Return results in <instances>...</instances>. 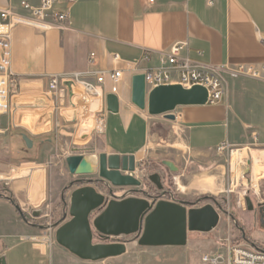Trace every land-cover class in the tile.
<instances>
[{"label":"crops","instance_id":"0c3cea01","mask_svg":"<svg viewBox=\"0 0 264 264\" xmlns=\"http://www.w3.org/2000/svg\"><path fill=\"white\" fill-rule=\"evenodd\" d=\"M20 1L0 0V9L14 7L27 15L19 7ZM28 1L34 5L41 2ZM67 8L69 19L63 27L55 25L52 18L42 22L41 28L24 23L12 27L11 68L21 78L17 97L47 95L52 74L124 70L118 93L120 110L116 114L109 112L104 133L95 135L100 138L99 149L80 153L83 155L133 154L137 162L146 158L152 122L147 111L131 102L132 78L144 69L159 66L158 52L169 50L175 42L188 43L189 56L198 66L264 65V0H59L55 5L56 11ZM145 51L152 52L147 61L142 59ZM92 52L95 56L90 60ZM221 75L225 92L219 103L179 107L175 111L177 119L171 122L172 128L177 132V142L183 144L181 153L189 154L183 171L195 156L223 144L246 150L264 146V74L260 79ZM46 116L49 118L43 115L41 119L43 125L51 123V115ZM14 124L20 126L23 122ZM11 131L6 118L0 116V154L8 155L5 164L13 172L24 162L35 163H25L11 177H0L7 178L2 180L8 185L0 189V256L5 255L6 264H102L121 257L123 254L85 260L60 245L55 233L67 219L56 222L48 238L41 237L42 225L59 216L65 188L58 201V172L49 164L36 159L17 166L14 157H32L33 148H28L22 138L26 149L17 152L16 146L12 147L16 139ZM175 143L172 147H176ZM253 152L264 155V151L252 150V155ZM163 164L171 171L179 170L175 159H164ZM42 165L45 187L38 180ZM190 244L188 237L183 247ZM220 244L194 245L192 252L170 258L168 264H205L202 257L218 251ZM252 244L258 245L255 241ZM223 252L226 255L225 249Z\"/></svg>","mask_w":264,"mask_h":264},{"label":"rangeland","instance_id":"374dc122","mask_svg":"<svg viewBox=\"0 0 264 264\" xmlns=\"http://www.w3.org/2000/svg\"><path fill=\"white\" fill-rule=\"evenodd\" d=\"M38 100L40 103L36 102ZM16 101L21 104V107L15 117L18 120L15 119V121L16 123L23 122V124H21L22 126H15V121L9 115H3L11 126L13 130L11 132L16 139L12 147L16 146L17 152L20 151V149H26L22 141L21 133H27L36 142V145L32 147V157H22L23 155L14 157L17 166H20L24 161L37 159V161H42L43 164H49L57 169L58 201L60 200L61 191L66 186H69L71 181L79 178L98 177V173L96 172L88 175H73L70 173L67 166L66 159L68 156L88 152L92 149L96 151L100 147V138L95 136V132H91L90 130L88 137L91 136L92 138L88 142L82 137L85 130H87V126L82 123V114H79V116L76 115L74 112L75 109L73 108L75 106H73L71 102L67 101L63 107H54L51 100L49 101L44 94L22 95L16 97ZM40 109L44 110V114L40 112ZM67 109H71L73 112L71 119L66 116ZM42 114L44 117H47V119L49 117L46 115H51V123L43 125V121L41 120L43 118ZM150 120L152 122V127L147 150L148 154L145 159L139 162L138 168L134 173V175L142 181V186L121 188L114 187L108 182L102 185H93L99 192L106 196L107 200L115 198L116 196L114 193H116L118 198L124 196L146 197L150 202L158 199V197H163L166 200L196 201V206H203L207 203H211L220 213L219 224L210 232H189L188 237L189 243L191 244L188 247L142 246L138 243L139 234L108 237L100 236L98 233H95L94 243L122 242L125 243L127 247L126 252L121 257L111 258L106 260L105 263L104 261L101 263L168 264L170 258L174 259L183 256L185 253L192 252L194 249L192 246L194 245L202 246L214 242L224 244L227 240L244 245H250L252 241H255L259 246L264 248V216L258 208V204L264 202V155L259 156L258 152H256L257 155H255V152H253V155L251 153L252 150L264 151V146L255 145L251 150H246L247 156L240 161L235 160L233 153L243 148L230 146L224 150L217 148L214 151L195 156L194 160L190 161L189 167L183 171L184 164L189 160V154L183 155L181 153L184 150L183 144L177 142L178 135L172 128L173 124L163 116H150ZM174 143L176 147H172ZM36 148H40L37 153L35 152ZM178 151L180 152L179 155H177ZM98 156L99 154L92 155L91 157L95 158ZM7 157L8 155L0 154V177H11L14 172L22 168L25 163H35L24 162L20 168L12 172V168L8 166L7 163L5 164V162H7ZM164 159L177 160L179 170L177 172L171 171L163 164ZM41 169V176L38 177V180L43 184V187H45V168L43 165ZM199 172L217 175L219 183L224 185V190L214 194L201 193L194 190L182 191L179 188L177 184L178 180L187 186L192 181L194 174ZM154 173L161 175L165 191L159 190L149 179L150 175ZM253 177L255 179V184L253 183ZM25 178L29 177L27 176ZM2 179H0V189L3 186H8L5 183L6 181ZM75 187L76 186H73L65 191V200L60 206L59 216L49 221L47 219L46 222L56 223L62 221V219H67L68 221L72 218L70 200L71 193ZM43 195L44 189L41 196ZM206 195H211L212 197L204 198ZM246 196L252 199L255 206L252 211L248 209L245 199ZM103 208L104 207L97 210L94 216H97ZM44 235L45 234H43V236Z\"/></svg>","mask_w":264,"mask_h":264},{"label":"water","instance_id":"95a60500","mask_svg":"<svg viewBox=\"0 0 264 264\" xmlns=\"http://www.w3.org/2000/svg\"><path fill=\"white\" fill-rule=\"evenodd\" d=\"M208 98V89L201 85L186 88L180 84H169L147 91L145 74L138 73L132 78V104L150 116H163L171 122L177 119V108L206 105ZM106 105L108 112L118 113V95L107 94ZM22 138L28 148L33 147L34 142L27 133H22ZM95 158L96 167L91 156L83 154L70 155L66 161L73 175L96 172V181L108 182L114 187L142 186V181L134 175L138 166L135 155L102 152ZM149 179L159 190H164L160 174H151ZM70 185H74V181ZM245 199L248 209L254 210L252 199L249 196ZM102 207L103 210L94 216ZM258 208L264 216V202L259 203ZM70 211L72 218L58 226L56 241L78 257L93 261L120 256L127 250L122 242L94 243L95 233L108 237L139 234L138 243L142 246H185L189 232H210L220 221V213L211 203L196 206L190 201L166 199L150 202L146 197L136 196L107 200L91 183L73 190ZM0 264H6L5 255L0 256Z\"/></svg>","mask_w":264,"mask_h":264},{"label":"built area","instance_id":"2783aa9c","mask_svg":"<svg viewBox=\"0 0 264 264\" xmlns=\"http://www.w3.org/2000/svg\"><path fill=\"white\" fill-rule=\"evenodd\" d=\"M58 2L59 0H41L38 5H34L28 0H21L19 7L25 10L27 15L17 12L14 7L0 9V116L9 115L14 120L21 107V104L16 101L21 91V78L11 68L12 27L24 23L41 28V23L48 18H52L55 25L63 27L69 19V8L65 11H56L55 5ZM158 53L160 65L142 70L145 74L147 91L160 85L180 84L186 88L201 85L208 89L210 104L219 103L224 95L222 73H226L232 79L241 77L260 79L264 74V65L198 66L190 58L188 43L185 41L175 42L169 50ZM151 54L152 52L145 51L142 59L149 60ZM94 56L95 53L92 52L90 60H93ZM117 57L116 55L115 58ZM123 74V69L52 74L49 76L46 97L49 101L51 100L54 107H63L67 101L71 102L75 106L73 108L77 116L84 114V110L90 107L92 99L100 97L101 107L93 113L91 132L102 134L105 131L109 113L106 95L114 93L119 97ZM107 84H109L108 89ZM227 147L229 145L223 144L218 149L224 150ZM114 194L115 198H118L117 194ZM159 199L164 198L158 197L156 201ZM53 229L52 226L45 229L43 238H48V234ZM223 249L226 250V255ZM202 260L205 264H264V248L256 244L244 245L227 240L226 243L220 244L218 251L205 254Z\"/></svg>","mask_w":264,"mask_h":264},{"label":"bare ground","instance_id":"6f19581e","mask_svg":"<svg viewBox=\"0 0 264 264\" xmlns=\"http://www.w3.org/2000/svg\"><path fill=\"white\" fill-rule=\"evenodd\" d=\"M100 107H101V98L97 97V98L92 99L90 103V107L84 110V114L82 115L83 117L82 123H84L87 126V130H85L83 135H86L88 137V134L93 125V113L94 111L98 110ZM67 110L68 111L66 112V116L69 119H71L73 112L71 109H67ZM87 137H84V139L85 140L88 139ZM233 154H234L235 160H239V161L242 158L247 156L246 149L244 148L238 149ZM255 155H257L256 152H255ZM91 160L94 166L96 162V158L91 157ZM253 183L255 184L254 177H253ZM177 184L182 191L195 190L196 192H202V193L210 192V193L216 194L224 190V185L218 182L217 175L208 174L205 172L195 174L191 183L188 186L184 185L180 180H178Z\"/></svg>","mask_w":264,"mask_h":264},{"label":"flooded vegetation","instance_id":"af4514ba","mask_svg":"<svg viewBox=\"0 0 264 264\" xmlns=\"http://www.w3.org/2000/svg\"><path fill=\"white\" fill-rule=\"evenodd\" d=\"M98 177H86V178H79V179H76V180H73L74 181V185H69V186H66L65 189H64V192H63V195L65 196V191L68 190V188H72L73 186H82V185H85V184H94V185H98V184H104V182L102 181H96ZM71 181V182H73ZM70 182V183H71ZM165 191V190H164ZM42 229H47L49 226H52L53 228L56 227V223L55 222H50L49 224H43L42 225Z\"/></svg>","mask_w":264,"mask_h":264},{"label":"trees","instance_id":"16d2710c","mask_svg":"<svg viewBox=\"0 0 264 264\" xmlns=\"http://www.w3.org/2000/svg\"><path fill=\"white\" fill-rule=\"evenodd\" d=\"M208 197H212V196H211V195H206V196H204V198H208ZM204 198H201V199H204ZM192 203H193V204H197L196 201H193Z\"/></svg>","mask_w":264,"mask_h":264}]
</instances>
